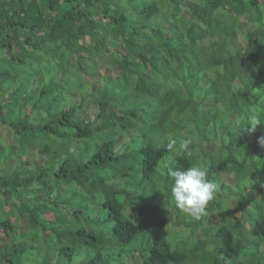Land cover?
I'll return each instance as SVG.
<instances>
[{"label": "trees", "instance_id": "trees-1", "mask_svg": "<svg viewBox=\"0 0 264 264\" xmlns=\"http://www.w3.org/2000/svg\"><path fill=\"white\" fill-rule=\"evenodd\" d=\"M254 115L264 0H0V264H264ZM191 166L218 185L199 222L170 195Z\"/></svg>", "mask_w": 264, "mask_h": 264}, {"label": "clouds", "instance_id": "clouds-1", "mask_svg": "<svg viewBox=\"0 0 264 264\" xmlns=\"http://www.w3.org/2000/svg\"><path fill=\"white\" fill-rule=\"evenodd\" d=\"M257 125L264 127V119L254 115L249 120L247 130L252 132ZM189 143V140H182L179 144L180 150H187ZM258 143L264 147V137ZM169 175L172 178L170 195L175 208L193 221L199 222L207 217L209 203L214 200L218 191V185L208 178L207 170L200 166H191L184 170L170 168Z\"/></svg>", "mask_w": 264, "mask_h": 264}, {"label": "rangeland", "instance_id": "rangeland-1", "mask_svg": "<svg viewBox=\"0 0 264 264\" xmlns=\"http://www.w3.org/2000/svg\"><path fill=\"white\" fill-rule=\"evenodd\" d=\"M237 46L243 47V42L238 41ZM99 70H100V73L102 75H106L107 72H110L109 70H112L110 62L108 63L105 59H100V61H99ZM237 82L241 84V80L237 81ZM93 84H94V82H93ZM261 110H262V108H260V106H259V111H261ZM254 111H255V109H254ZM80 115L82 116L83 119H88V118L93 119L94 116H95L94 107L89 102H86L83 105V108L81 110ZM2 140L4 141L5 145H9L10 143L15 141L13 137H7L6 135H2ZM207 144L208 143H203L202 144V148L205 149L206 148L205 146ZM209 145H210V147L207 148L208 149L207 151L213 152L214 150H216L218 148L219 143L212 142ZM13 162H16V160H14ZM219 180H223L224 184L228 185V186H235L237 184L236 180L234 179V177L231 174H221ZM215 181H216V179H215ZM215 181H213V182H215ZM244 182H245L244 186H246V187L250 186L251 183H252L251 180H247V181H244ZM239 188H241V187L240 186H238L237 188L233 187L232 191L234 193H238L239 192L238 191ZM219 192L223 196L227 192V190L224 187H221V188H219ZM234 193H232L233 196L235 195ZM233 202H234V199L233 200H229L228 199V202H226V204H234ZM215 210L216 211H214V212L211 211L212 213H214V215H212L211 219L216 217V214H215L216 212L221 215V211L217 210L216 208H215ZM16 219L17 218H13V220H16ZM17 221L20 224L21 229H23V228H25L27 226L26 217H22V218L18 219ZM205 221H206V219H205ZM131 264H136L133 259L131 260Z\"/></svg>", "mask_w": 264, "mask_h": 264}]
</instances>
